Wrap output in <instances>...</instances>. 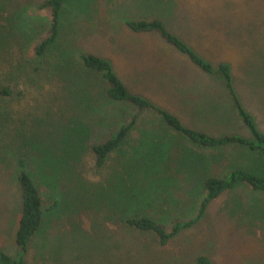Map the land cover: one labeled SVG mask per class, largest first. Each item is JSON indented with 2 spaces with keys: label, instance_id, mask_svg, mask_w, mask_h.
<instances>
[{
  "label": "rangeland",
  "instance_id": "rangeland-1",
  "mask_svg": "<svg viewBox=\"0 0 264 264\" xmlns=\"http://www.w3.org/2000/svg\"><path fill=\"white\" fill-rule=\"evenodd\" d=\"M42 1L0 0V78L14 91L0 99V250L13 257L21 251V159L44 210L23 253L29 264H192L198 255L216 264H264V192L245 183L222 193L165 246L123 223L138 213L166 227L195 216L206 177L234 168L264 175V155L240 144L199 147L147 111L123 147L128 154L113 151L97 169L92 145L136 109L107 101L103 78L77 56L109 60L129 91L190 128L253 139L219 73L125 22L158 18L215 68L228 63L235 94L264 133V0H64L58 47L39 58L34 47L50 20Z\"/></svg>",
  "mask_w": 264,
  "mask_h": 264
},
{
  "label": "trees",
  "instance_id": "trees-1",
  "mask_svg": "<svg viewBox=\"0 0 264 264\" xmlns=\"http://www.w3.org/2000/svg\"><path fill=\"white\" fill-rule=\"evenodd\" d=\"M63 2L64 0H43L39 5L40 10L49 9L50 11V20L46 35L34 47L35 55L39 58L47 57V55H50V53L58 47ZM125 24L133 32H156L170 46L174 47L180 53L187 55V57L204 72L219 73L225 80L234 108L242 118L244 124L250 129L253 139L236 135L214 137L202 131L190 128L186 126L178 116L162 108L154 101L129 91L119 76L114 72L109 60L91 53L79 52L77 56L81 62L82 68L91 73H98L103 78L106 84L104 88V97L107 101L126 102L132 104L136 109L133 116L126 123L121 124L116 130L112 131L107 139L92 145L91 149L97 169L104 165L110 153L117 151L118 154H120L124 151L123 147L126 145L129 135L132 132L131 130L138 121L139 114L147 111L158 114L168 127L179 132L199 147L214 148L229 144H240L248 146L251 150H256L264 155V133L257 129L254 117L242 105L235 94L232 86L231 68L228 63L222 62L215 68L211 61L199 55L179 36L171 33L158 18L148 20L129 19L126 20ZM56 67L65 69V71L69 69L62 61H58ZM13 93L14 91L11 86L4 83L0 78V99L9 98ZM127 154L128 150L124 151L123 157ZM18 163L20 167L17 177L21 189L22 211L16 231L15 242L21 251L13 257L0 250V264H29L23 257V253L26 252L44 216L42 200L37 186L33 179L27 174L23 161L19 159ZM125 165H128L127 161ZM239 183H245L255 191L264 192V175H258L243 168H234L227 175L223 174L221 177L208 176L204 179L203 187L205 195L197 204L195 216L186 219H176L169 227H166L151 217L138 213L133 215V217H126L123 223L136 230L152 233L159 245L165 246L179 232L196 224L205 215L212 201L225 191L234 188ZM120 186H124V184H120ZM133 195L135 197V202L140 201L141 195L139 192L134 193L133 191ZM127 205L130 206L132 203ZM192 264L216 263L209 256L198 255L193 260Z\"/></svg>",
  "mask_w": 264,
  "mask_h": 264
}]
</instances>
